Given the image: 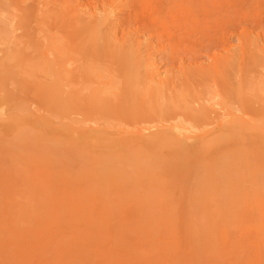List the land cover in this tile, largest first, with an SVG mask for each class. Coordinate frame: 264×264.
<instances>
[{
    "label": "rangeland",
    "instance_id": "obj_1",
    "mask_svg": "<svg viewBox=\"0 0 264 264\" xmlns=\"http://www.w3.org/2000/svg\"><path fill=\"white\" fill-rule=\"evenodd\" d=\"M263 44L264 0H0V264H264Z\"/></svg>",
    "mask_w": 264,
    "mask_h": 264
},
{
    "label": "bare ground",
    "instance_id": "obj_2",
    "mask_svg": "<svg viewBox=\"0 0 264 264\" xmlns=\"http://www.w3.org/2000/svg\"><path fill=\"white\" fill-rule=\"evenodd\" d=\"M263 7V6H262ZM260 19V18H259ZM242 35V34H241ZM243 36V35H242ZM241 36V37H242ZM220 37V36H219ZM240 41H243V42H240L239 43V46H238V49H237V51L234 53V54H232V55H227L226 53H220V54H218V55H216V54H212V60L214 61V64L212 65V68H218L219 67V64L223 61L224 63H226L227 62V58L229 57V56H232V57H234V59L236 60V61H238V59H241V55H242V51H243V46H250L251 47V45H252V41L250 40V39H248V35L247 36H243L241 39H240ZM51 47H52V45H51ZM52 51V50H51ZM56 52V51H55ZM215 53V52H214ZM258 54L259 55H262V56H264V44L260 47V50L258 51ZM58 57V56H57ZM45 66H47V65H45ZM43 67V66H42ZM43 71V70H42ZM48 71V70H47ZM219 73V72H218ZM159 76V75H158ZM156 79V78H155ZM163 82V80L162 79H158V81L156 82L157 84H161ZM164 84H162V86H163ZM157 86V85H156ZM159 86V85H158ZM155 88H157V87H155ZM160 90H162L161 88H159ZM159 89H157V91H159ZM151 90V89H150ZM149 90V91H150ZM257 89H254L253 90V92L254 91H256ZM152 91H154L153 89H152ZM147 92H148V90H147ZM156 92V91H155ZM150 93H153V92H150ZM156 94V93H155ZM163 95V94H162ZM159 96V95H158ZM162 97L160 96V99H161ZM151 99V98H150ZM157 99H159V98H157ZM229 100H230V98H227L225 101H224V103L227 105V103H229ZM234 100L235 101H237V103H238V105L240 106L239 108H244L245 107V103H246V95L244 94V92L242 91V87L241 86H239V88L235 91V93H234ZM154 101V100H153ZM156 104V103H155ZM2 104L0 103V106H1ZM18 105V104H17ZM145 105V104H144ZM147 105V104H146ZM162 105V104H161ZM12 106V105H11ZM13 107V106H12ZM16 107V106H15ZM19 107V106H18ZM145 107H147V106H145ZM157 107V106H156ZM162 107H164V105H162ZM238 107V106H237ZM158 108V107H157ZM179 108V107H178ZM10 109H12L13 111H14V108H11L10 107ZM145 109V108H144ZM11 110V111H12ZM19 111V110H18ZM21 111V110H20ZM19 111V112H20ZM151 112V111H150ZM14 113H15V111H14ZM13 113V114H14ZM159 113H161V111L159 112ZM159 113H157V115L159 116H156V117H153V119L154 120H156L157 119V121H154V123L155 122H157V123H159V122H163V120L165 119V117H162V116H164L163 115V113H166L165 111L164 112H162V114H159ZM15 114H17V112L15 113ZM151 115H155V114H153V112H152V114ZM17 116V115H16ZM9 117V116H8ZM10 117H12V118H7V119H5L4 121H3V123H2V126H4L2 129H1V132L3 133L4 132V134H6V132H9L10 130H12V128L16 125L15 124V122H14V124L11 126L10 124L11 123H13V121H14V117L13 116H11L10 115ZM151 117V116H150ZM149 117V118H150ZM17 118V117H16ZM152 118V117H151ZM150 118V119H151ZM156 118V119H155ZM160 118H161V120H160ZM163 119V120H162ZM166 120V119H165ZM165 120H164V122H165ZM45 122H46V120H44ZM45 122H41V121H37V120H35V121H33V123L34 124H32V125H34L36 128H38V130H41V131H44V132H50V127L48 128V126H46L44 123ZM151 122H152V119H151ZM264 122V121H263ZM8 124L7 126H6V124ZM47 123V122H46ZM49 123V122H48ZM136 123V122H135ZM175 123V122H174ZM183 122L182 121H179V122H177V123H175V124H170V126H169V131H166L167 132V134L169 133V132H174V131H177L178 129L179 130H190L191 129V126L189 127V124H188V126H185V122H184V124H182ZM156 124V123H155ZM220 124V123H219ZM10 125V126H9ZM18 126V125H17ZM16 126V127H17ZM72 126V125H71ZM83 126V125H82ZM82 126H75V127H72V129H74V130H69V132L68 131H65L64 133H63V135L65 136V137H68V138H70L69 140H73V141H75L78 145H81L82 144V146L84 145L85 146V148H86V150H84V151H87V152H91L92 153V150L94 149H96V147H97V149H98V147H109V149H112V148H114V147H116V148H118L119 147V145L117 144V142H119V141H117L118 139H116V138H113L114 137V135H115V137H116V135H118L116 132H114V130L113 131H111V129H109V127H108V125H105L104 127H106V129H107V127H108V129L106 130V129H104V130H102L103 128H102V126L100 125H98L97 126V128H99V129H97L96 127H94L93 126V128H92V126H91V129H87V127L85 126L84 128H80V127H82ZM112 127H113V125H111ZM32 127V126H31ZM100 127L102 128V129H100ZM111 127V128H112ZM70 128V127H69ZM166 128V130H168L167 128L168 127H165ZM20 129V128H19ZM113 129V128H112ZM173 129H175L174 131H172ZM108 130L110 131V133L108 132ZM178 130V131H179ZM217 130V131H216ZM216 132H218L219 130H222V131H224V130H226L225 132H227L228 131V129L226 128V127H223V124L221 123L220 125H218V127H216ZM13 131V130H12ZM28 131V130H27ZM51 131H60V130H56V129H51ZM107 131V132H106ZM160 131V130H159ZM162 131H164V129H162ZM214 131V132H215ZM23 132V131H22ZM61 132V131H60ZM102 132H106V134L105 133H102ZM117 132H119V131H117ZM181 132V131H180ZM214 132H213V134H214ZM220 132V131H219ZM11 133V132H10ZM54 133V132H53ZM107 133H108V135H107ZM114 133H116V134H114ZM138 133H140V132H138ZM164 133V132H163ZM38 134V133H37ZM109 134H112V136H110ZM125 134H127V133H125ZM129 134V133H128ZM212 134V135H213ZM26 135V134H25ZM33 135H35L34 133H33ZM42 135V137H44L43 135V133L41 134ZM130 135V134H129ZM141 135V134H140ZM131 136V135H130ZM34 137H36V136H34ZM41 137V136H40ZM133 137V136H132ZM140 137V136H139ZM134 138V137H133ZM143 138H144V136H143ZM157 138V137H156ZM27 139V138H26ZM42 139V138H41ZM138 139V138H137ZM149 139V138H148ZM198 139H199V137H198ZM24 140V139H23ZM38 140H40V139H38ZM140 140V139H139ZM185 141L184 142H182V144H184V146H183V148H187L188 147V144L189 143H193V142H195L196 141V138H190V140L191 141H193V142H189V143H187L188 141L186 140V139H184ZM183 141V140H182ZM199 140H197V142H198ZM186 142V143H185ZM197 142H195V143H197ZM116 143V144H115ZM121 143V142H120ZM123 143V142H122ZM121 143V144H122ZM139 143V142H138ZM120 144V145H121ZM123 144H125V143H123ZM155 144V143H154ZM185 144H186V147H185ZM77 145V146H78ZM115 145H118V147L117 146H115ZM189 145H191V144H189ZM194 145V144H193ZM192 145V146H193ZM111 147V148H110ZM84 148V147H83ZM82 148V149H83ZM121 146H120V152H121ZM96 149V150H97ZM95 150V151H96ZM184 150V149H183ZM94 151V153H96ZM98 151V150H97ZM117 151H118V149H117ZM118 151V152H119ZM90 153V154H91ZM124 153V152H123ZM123 153H121V154H123ZM118 154V153H117ZM87 155V154H86ZM92 155V154H91ZM116 155V154H115ZM126 155V154H125ZM122 156V155H121Z\"/></svg>",
    "mask_w": 264,
    "mask_h": 264
}]
</instances>
